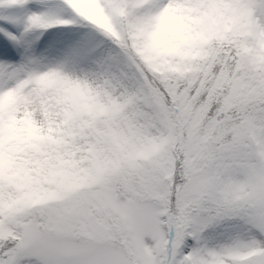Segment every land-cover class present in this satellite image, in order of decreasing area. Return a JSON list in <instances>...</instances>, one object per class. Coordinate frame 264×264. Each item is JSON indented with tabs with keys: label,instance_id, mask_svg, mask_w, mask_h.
<instances>
[{
	"label": "snow or ice",
	"instance_id": "obj_1",
	"mask_svg": "<svg viewBox=\"0 0 264 264\" xmlns=\"http://www.w3.org/2000/svg\"><path fill=\"white\" fill-rule=\"evenodd\" d=\"M0 264H264V0H0Z\"/></svg>",
	"mask_w": 264,
	"mask_h": 264
}]
</instances>
